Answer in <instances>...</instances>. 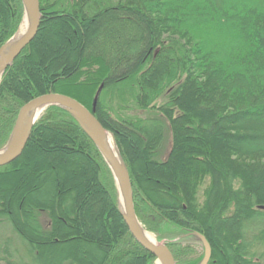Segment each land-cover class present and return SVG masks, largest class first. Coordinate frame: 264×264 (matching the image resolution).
Instances as JSON below:
<instances>
[{
	"label": "trees",
	"instance_id": "obj_1",
	"mask_svg": "<svg viewBox=\"0 0 264 264\" xmlns=\"http://www.w3.org/2000/svg\"><path fill=\"white\" fill-rule=\"evenodd\" d=\"M39 10L34 38L0 77V150L29 100L59 93L91 110L96 98L137 219L175 264L200 262L199 234L208 264H264V0H39ZM23 15L21 0H0V47ZM4 225L0 264L156 259L129 232L100 151L60 105L0 167ZM165 225L181 235L163 237Z\"/></svg>",
	"mask_w": 264,
	"mask_h": 264
},
{
	"label": "water",
	"instance_id": "obj_2",
	"mask_svg": "<svg viewBox=\"0 0 264 264\" xmlns=\"http://www.w3.org/2000/svg\"><path fill=\"white\" fill-rule=\"evenodd\" d=\"M21 2L24 9L21 24L23 22L26 23V31L20 38L14 40V36L0 47V77L34 38L39 26V0H21ZM50 105H60L66 108V110L79 122L82 129L100 151L115 179L123 219L134 239L156 258L155 262L159 261L161 264H175L173 255L165 241H151L143 234L142 225L135 214L128 171L119 154L118 158H116L109 148L107 144V135L110 134L94 115L96 98L93 101L91 110L72 97L52 92L40 95L26 102L17 114L7 144L0 150V167L11 163L19 157L25 147L33 125L38 120L41 113ZM260 208L264 209V207ZM198 239L203 247V257L198 264H208L211 257L210 245L203 235L199 234Z\"/></svg>",
	"mask_w": 264,
	"mask_h": 264
},
{
	"label": "rangeland",
	"instance_id": "obj_3",
	"mask_svg": "<svg viewBox=\"0 0 264 264\" xmlns=\"http://www.w3.org/2000/svg\"><path fill=\"white\" fill-rule=\"evenodd\" d=\"M18 30H19V29H18ZM17 32H18V31H17ZM17 32H16V35H17ZM16 35H15V37H14V40L17 39V38H16ZM41 114H42V113H41ZM5 226H6V225L0 227V237H2V238H0L1 240L6 239V238H10V236H11V234H10L11 231H9V229H8L9 227L7 228V227H5ZM146 231H147V230H146ZM148 232H149V231H148ZM150 233H151V232H150ZM151 234L154 236V240H156L157 242H159V241L157 240L155 234H153V233H151ZM160 235H163V237H166V238H173V237H175V236H179V235H181V232H180V230H179L178 228H175V227H173V226H171V225H165V226L163 227V229H162ZM11 238H12V241L14 242L13 246L15 245V246L19 249L20 254H21V253H24L23 248L20 246V244H19L18 242H16L15 237H11ZM163 241H164V240H163ZM192 241H193V240H192ZM183 242H184V244H186V243H188L189 241H186V239L183 238ZM193 244H194V246H196L197 251H199V252L202 251V247L200 246V244H199L196 240L193 241ZM154 264H156V262H154Z\"/></svg>",
	"mask_w": 264,
	"mask_h": 264
},
{
	"label": "bare ground",
	"instance_id": "obj_4",
	"mask_svg": "<svg viewBox=\"0 0 264 264\" xmlns=\"http://www.w3.org/2000/svg\"><path fill=\"white\" fill-rule=\"evenodd\" d=\"M25 31H26V23L23 22L21 24L18 32H17L16 38L17 39L20 38L25 33ZM107 144H108L109 148L111 149V151L113 152V154L115 155V157L118 158L117 149H116V147H115V145L113 143V140H112L110 135H107ZM142 231H143L144 236L147 239H149L151 241L154 240V236L150 232L146 231L143 227H142ZM156 264H161V263L159 261H156Z\"/></svg>",
	"mask_w": 264,
	"mask_h": 264
}]
</instances>
